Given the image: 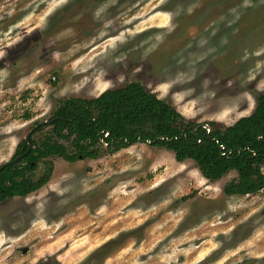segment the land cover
Here are the masks:
<instances>
[{"label": "rangeland", "instance_id": "obj_1", "mask_svg": "<svg viewBox=\"0 0 264 264\" xmlns=\"http://www.w3.org/2000/svg\"><path fill=\"white\" fill-rule=\"evenodd\" d=\"M129 82L225 131L264 93V0H0V165L62 100ZM49 160L0 202V264H264V189L225 195L234 171L209 182L144 143Z\"/></svg>", "mask_w": 264, "mask_h": 264}, {"label": "trees", "instance_id": "obj_2", "mask_svg": "<svg viewBox=\"0 0 264 264\" xmlns=\"http://www.w3.org/2000/svg\"><path fill=\"white\" fill-rule=\"evenodd\" d=\"M49 121L36 124L28 133L30 149L24 139L18 143L11 159L22 156L18 162L0 165V202L26 197L46 185L54 168L49 158L73 164L115 154L138 143L171 152L177 163L194 162L209 182L236 172V178L223 188L227 196L254 195L264 189V93L256 96L249 116L220 132H207L202 126L192 128L137 82L105 90L91 99L66 98ZM44 127L50 129L35 141L34 135ZM39 163L44 171L35 179Z\"/></svg>", "mask_w": 264, "mask_h": 264}, {"label": "water", "instance_id": "obj_3", "mask_svg": "<svg viewBox=\"0 0 264 264\" xmlns=\"http://www.w3.org/2000/svg\"><path fill=\"white\" fill-rule=\"evenodd\" d=\"M52 121H47V122H45L46 124H50ZM209 131V130H208ZM24 141L28 144V149H30L31 148V145H30V143H29V134H27L26 135V137L24 138ZM21 157L22 156H18V157H16V158H14L13 160H9L8 162H6V163H16V162H18L20 159H21ZM5 163V164H6Z\"/></svg>", "mask_w": 264, "mask_h": 264}, {"label": "built area", "instance_id": "obj_4", "mask_svg": "<svg viewBox=\"0 0 264 264\" xmlns=\"http://www.w3.org/2000/svg\"><path fill=\"white\" fill-rule=\"evenodd\" d=\"M207 132H208V130H207Z\"/></svg>", "mask_w": 264, "mask_h": 264}, {"label": "flooded vegetation", "instance_id": "obj_5", "mask_svg": "<svg viewBox=\"0 0 264 264\" xmlns=\"http://www.w3.org/2000/svg\"><path fill=\"white\" fill-rule=\"evenodd\" d=\"M232 1V0H231Z\"/></svg>", "mask_w": 264, "mask_h": 264}]
</instances>
